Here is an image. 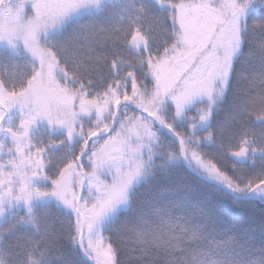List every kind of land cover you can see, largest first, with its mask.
Returning <instances> with one entry per match:
<instances>
[{
    "label": "snow or ice",
    "instance_id": "snow-or-ice-1",
    "mask_svg": "<svg viewBox=\"0 0 264 264\" xmlns=\"http://www.w3.org/2000/svg\"><path fill=\"white\" fill-rule=\"evenodd\" d=\"M0 264H264V0H0Z\"/></svg>",
    "mask_w": 264,
    "mask_h": 264
}]
</instances>
